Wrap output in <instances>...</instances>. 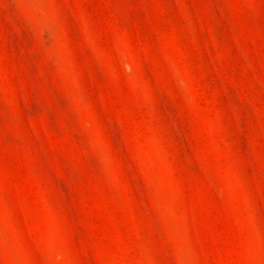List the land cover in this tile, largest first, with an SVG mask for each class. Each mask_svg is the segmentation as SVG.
Returning a JSON list of instances; mask_svg holds the SVG:
<instances>
[{"label":"rangeland","instance_id":"1","mask_svg":"<svg viewBox=\"0 0 264 264\" xmlns=\"http://www.w3.org/2000/svg\"><path fill=\"white\" fill-rule=\"evenodd\" d=\"M0 264H264V0H0Z\"/></svg>","mask_w":264,"mask_h":264}]
</instances>
